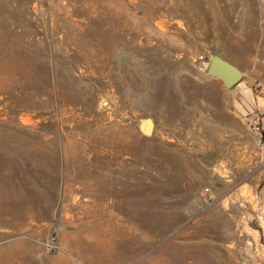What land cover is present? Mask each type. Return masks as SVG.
<instances>
[{
	"label": "rangeland",
	"instance_id": "obj_1",
	"mask_svg": "<svg viewBox=\"0 0 264 264\" xmlns=\"http://www.w3.org/2000/svg\"><path fill=\"white\" fill-rule=\"evenodd\" d=\"M0 264H264V0H0Z\"/></svg>",
	"mask_w": 264,
	"mask_h": 264
},
{
	"label": "water",
	"instance_id": "obj_2",
	"mask_svg": "<svg viewBox=\"0 0 264 264\" xmlns=\"http://www.w3.org/2000/svg\"><path fill=\"white\" fill-rule=\"evenodd\" d=\"M206 75L213 78H218L222 81L226 88H231L236 85L242 78L243 74L239 68L218 55H212L208 61V66L206 68ZM147 119L146 121H148ZM150 121V120H149ZM152 130V122H151ZM145 133L146 135L151 133Z\"/></svg>",
	"mask_w": 264,
	"mask_h": 264
},
{
	"label": "built area",
	"instance_id": "obj_3",
	"mask_svg": "<svg viewBox=\"0 0 264 264\" xmlns=\"http://www.w3.org/2000/svg\"><path fill=\"white\" fill-rule=\"evenodd\" d=\"M253 129L257 132V131H259V127H257V126H253ZM208 189H203L202 190V195L205 197L206 195H208Z\"/></svg>",
	"mask_w": 264,
	"mask_h": 264
}]
</instances>
